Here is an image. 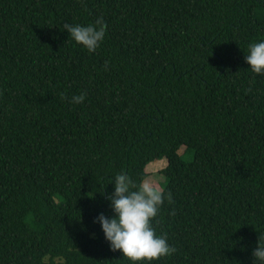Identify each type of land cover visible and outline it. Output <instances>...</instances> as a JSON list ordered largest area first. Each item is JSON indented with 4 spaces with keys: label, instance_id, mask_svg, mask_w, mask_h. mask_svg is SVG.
Returning <instances> with one entry per match:
<instances>
[{
    "label": "trees",
    "instance_id": "1",
    "mask_svg": "<svg viewBox=\"0 0 264 264\" xmlns=\"http://www.w3.org/2000/svg\"><path fill=\"white\" fill-rule=\"evenodd\" d=\"M98 17L95 52L63 27ZM262 39L264 0H0V264H133L94 221L117 173L138 186L161 159L152 225L177 251L151 264H254Z\"/></svg>",
    "mask_w": 264,
    "mask_h": 264
},
{
    "label": "clouds",
    "instance_id": "2",
    "mask_svg": "<svg viewBox=\"0 0 264 264\" xmlns=\"http://www.w3.org/2000/svg\"><path fill=\"white\" fill-rule=\"evenodd\" d=\"M63 27L73 41L89 52H95L105 38L107 24L103 17H98L94 23H65ZM245 61L254 73L264 74V39L249 45ZM84 100V93L71 97L73 103ZM112 183L114 191L108 199L114 214L109 217L100 213L94 221L100 224L110 248L121 251L133 264H143L144 261L151 264L154 260L174 254L176 248L165 235L157 234L152 225L165 198L171 201V194L165 196L160 188L148 181L137 186L123 171L114 176ZM252 255L254 264H264V240L260 235Z\"/></svg>",
    "mask_w": 264,
    "mask_h": 264
},
{
    "label": "rangeland",
    "instance_id": "3",
    "mask_svg": "<svg viewBox=\"0 0 264 264\" xmlns=\"http://www.w3.org/2000/svg\"><path fill=\"white\" fill-rule=\"evenodd\" d=\"M185 151V147L181 148L179 153L182 154ZM185 159L188 161L192 159V155L188 154L185 156ZM168 165V161L166 159H161V160H155L148 164L146 167V172L148 173V178L146 181L150 182L153 184L155 187L160 188L163 190V187L166 182V178L164 174L162 173V170L166 168Z\"/></svg>",
    "mask_w": 264,
    "mask_h": 264
}]
</instances>
